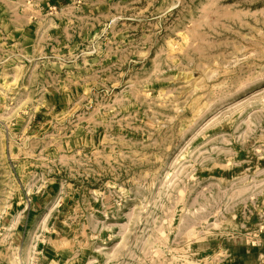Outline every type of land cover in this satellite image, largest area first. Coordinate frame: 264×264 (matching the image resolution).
<instances>
[{
	"label": "rangeland",
	"instance_id": "rangeland-1",
	"mask_svg": "<svg viewBox=\"0 0 264 264\" xmlns=\"http://www.w3.org/2000/svg\"><path fill=\"white\" fill-rule=\"evenodd\" d=\"M0 264H264V0H0Z\"/></svg>",
	"mask_w": 264,
	"mask_h": 264
}]
</instances>
